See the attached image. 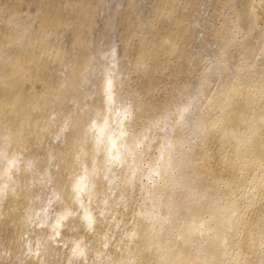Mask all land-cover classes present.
<instances>
[{"label": "bare ground", "instance_id": "bare-ground-1", "mask_svg": "<svg viewBox=\"0 0 264 264\" xmlns=\"http://www.w3.org/2000/svg\"><path fill=\"white\" fill-rule=\"evenodd\" d=\"M109 2L0 0V264H264V0Z\"/></svg>", "mask_w": 264, "mask_h": 264}, {"label": "rangeland", "instance_id": "rangeland-1", "mask_svg": "<svg viewBox=\"0 0 264 264\" xmlns=\"http://www.w3.org/2000/svg\"><path fill=\"white\" fill-rule=\"evenodd\" d=\"M117 1H118V2H117ZM202 1L205 3L204 6H206L205 8L202 9V14H205L206 16H208V15H209V13H208V12H209V11H208V4L210 5L211 0H202ZM206 1H207L208 4L206 3ZM110 2H111V3H110ZM110 2H109L110 7H106L104 11H105V14H107V12H108V16H109V14H110L109 17H113V16L116 14V13H115L116 10H115L114 8H116L117 10H118V8H119L118 11H120V7H121V9L123 8V7H122V6H123V3H121L120 0H110ZM119 2H120L122 5H121ZM111 4H114L115 6H114V5L111 6ZM116 5H117V6H116ZM118 5H119V6H118ZM120 5H121V6H120ZM117 7H118V8H117ZM110 8H111L112 10H111ZM210 8H211V7H210ZM107 9H108V11H107ZM205 9H206V10H205ZM114 10H115V11H114ZM204 10H205V12H203ZM104 11H103V12H104ZM111 11H112V14H111ZM206 13H207V14H206ZM111 15H113V16H111ZM203 16H204V15H203ZM202 21H203V22H199L200 24L198 23V25H196V27L200 26V27L197 28L198 33H202V32H203L205 20L203 19ZM202 26H203V27H202ZM201 27H202L203 29H200ZM199 31H200V32H199ZM201 31H202V32H201ZM201 35H202V34H201ZM201 35L199 36L200 38H202V36H203V35H202V36H201Z\"/></svg>", "mask_w": 264, "mask_h": 264}]
</instances>
